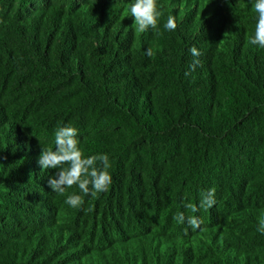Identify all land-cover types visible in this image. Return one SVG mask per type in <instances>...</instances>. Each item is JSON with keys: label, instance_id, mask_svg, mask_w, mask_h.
<instances>
[{"label": "trees", "instance_id": "obj_1", "mask_svg": "<svg viewBox=\"0 0 264 264\" xmlns=\"http://www.w3.org/2000/svg\"><path fill=\"white\" fill-rule=\"evenodd\" d=\"M132 2L0 0V264H264L254 0H157L163 15L144 33ZM192 46L200 65L185 75ZM69 124L85 157H109L96 198L55 193L57 170L38 163ZM211 188L212 208L185 207ZM72 193L78 208L64 203Z\"/></svg>", "mask_w": 264, "mask_h": 264}, {"label": "clouds", "instance_id": "obj_2", "mask_svg": "<svg viewBox=\"0 0 264 264\" xmlns=\"http://www.w3.org/2000/svg\"><path fill=\"white\" fill-rule=\"evenodd\" d=\"M157 0H133L130 6V14L134 18V28L137 33H144L149 28L156 30L158 20L163 15ZM253 10L257 13L254 34L249 43L264 49V0H254ZM167 31H174L177 28L176 18L172 15L167 17L164 24ZM226 35V34H225ZM193 60L190 70L185 75H190L200 65L198 59L201 55L196 46L189 49ZM146 55H154L151 48L146 50ZM53 147L42 145V151L38 163L43 169H54V175L48 180V185L55 193L64 196L66 190L78 187L84 195L96 198L99 193L106 192L112 184V175L109 169L111 164L107 154H97L85 157L78 139V129L69 125L59 126L54 132ZM216 189L211 188L200 194L199 204L188 202L185 207L192 213L200 209L208 210L216 204ZM80 195L72 193L66 196L65 204L72 208H78L83 204ZM174 220L180 224L187 225L195 232L201 228L203 220L196 215L185 216L183 212H177ZM187 228L185 232L187 233ZM257 231L264 235V216L259 217Z\"/></svg>", "mask_w": 264, "mask_h": 264}]
</instances>
